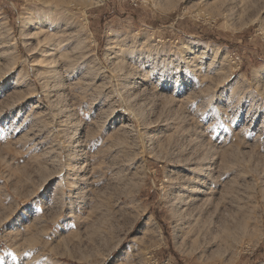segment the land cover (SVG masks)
Instances as JSON below:
<instances>
[{
  "label": "rangeland",
  "instance_id": "374dc122",
  "mask_svg": "<svg viewBox=\"0 0 264 264\" xmlns=\"http://www.w3.org/2000/svg\"><path fill=\"white\" fill-rule=\"evenodd\" d=\"M0 264H264V0H0Z\"/></svg>",
  "mask_w": 264,
  "mask_h": 264
},
{
  "label": "bare ground",
  "instance_id": "6f19581e",
  "mask_svg": "<svg viewBox=\"0 0 264 264\" xmlns=\"http://www.w3.org/2000/svg\"><path fill=\"white\" fill-rule=\"evenodd\" d=\"M42 18H43V17H42ZM42 18L39 19V22L42 23L41 25H43V22H44V21L42 20ZM44 19L46 20L47 18L45 17ZM46 34H47V33H46ZM39 35H40V34H39ZM49 37H50V34H49ZM49 37H48V38H49ZM46 38H47V37H45L44 40H46ZM50 38H51V37H50Z\"/></svg>",
  "mask_w": 264,
  "mask_h": 264
}]
</instances>
